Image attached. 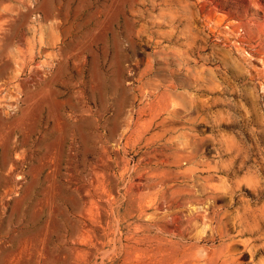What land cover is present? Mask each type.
<instances>
[{
    "label": "rangeland",
    "instance_id": "1",
    "mask_svg": "<svg viewBox=\"0 0 264 264\" xmlns=\"http://www.w3.org/2000/svg\"><path fill=\"white\" fill-rule=\"evenodd\" d=\"M0 264H264V0H0Z\"/></svg>",
    "mask_w": 264,
    "mask_h": 264
}]
</instances>
